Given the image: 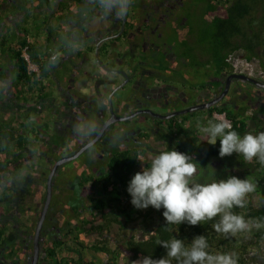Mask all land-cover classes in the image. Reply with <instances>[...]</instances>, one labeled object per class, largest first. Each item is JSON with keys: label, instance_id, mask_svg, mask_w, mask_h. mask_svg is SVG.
<instances>
[{"label": "trees", "instance_id": "obj_1", "mask_svg": "<svg viewBox=\"0 0 264 264\" xmlns=\"http://www.w3.org/2000/svg\"><path fill=\"white\" fill-rule=\"evenodd\" d=\"M7 2L8 0H0V102H4L3 96L11 91L18 102L28 105L30 100L36 102L53 95V88L47 78L59 64V59H51V52H69L65 45L69 35L75 32L69 30L64 36L51 26H46L48 38L45 46H41L36 41L38 35L30 34L23 23L19 25V20L23 19L13 18L12 22L6 20L10 15L1 13V9ZM87 3L88 0H30L19 8L26 12L32 11V7L50 11L53 10L52 4H56V11L50 15L59 20L80 24L81 27L76 31L78 33L84 30V24L88 22L92 12ZM204 10L219 12L218 16L204 21L199 33L194 32L197 50H202L206 58L201 63L206 74L209 69H216L220 74L225 71L233 73L234 68L228 58L236 52H240L246 60L258 59L260 66L264 68V0H205ZM48 18L50 16L47 15L45 20ZM7 22L14 26L9 32L10 24ZM45 24H49L48 21ZM10 37L11 42L8 41ZM25 48L39 72L29 70L28 62L23 56ZM52 48L54 50H50ZM190 56L196 63V53ZM3 59L6 61L3 62ZM9 62L13 68L8 67ZM3 64L12 71L9 78L6 77L8 75ZM4 107H0V254L1 260H13L24 258V252L29 250L22 249L20 237L14 227L20 224V228L26 230L34 228L31 222L34 214L31 213L30 219L27 218L28 223H20L19 216H15L14 222L2 218L21 209L28 197L32 198L35 211L38 207L41 208L46 184L44 182L42 188L36 191V179L28 170L35 169L39 161L29 159L27 153L31 148L39 150L37 143L39 145L44 139H47L45 142L52 141L54 136L52 137L49 118L41 115L46 122L39 125L34 121V110H25L22 114L14 112L7 116V109ZM248 107L244 105L239 111L221 107L214 112H225L232 122V129L241 137L246 133L257 135L264 132V107L247 112ZM214 112L194 116L192 124L187 128L182 124L171 125L170 129L157 137L164 140V151L176 150L190 157V162L197 168V174L193 178L196 182H218L236 176L248 179L255 185L254 191L245 197V207L234 206L232 209L234 214L243 216L250 226L248 230L227 236L216 233L213 225L219 221V215L196 226H190L186 222L167 225L162 214L164 209L156 210L151 206L144 210L134 208L130 203L131 196L127 187L132 177L141 172V160L136 151H119L109 158L105 177L96 176L93 179L89 174L88 179L84 178L88 181L93 179V194L87 204L81 207L78 203L72 212L67 211L63 231L56 233V239L47 240L45 248L50 259L46 264H127V260H130L129 264H133L145 256L153 259L167 258L166 249L157 243L158 240L169 241L175 237L183 240L187 247L199 235H204L207 240L206 251L213 255L235 253L237 264H246L247 255L252 249H264V164L257 158L245 161L242 155L236 153L223 158L219 156V137L216 144L212 145L209 137L199 132L195 126L197 121L205 126L210 120L218 122L213 118ZM9 145L14 149H10ZM150 164L151 162H147L146 167H150ZM40 173L43 176L48 171L41 169ZM254 194L260 198L258 205L252 202ZM56 202L54 197L51 205ZM138 216L142 220L139 228H132L133 233L123 237L110 233L113 225L126 228ZM257 224L260 227H256ZM136 230L138 232L134 233ZM92 233L96 237L89 242L88 236ZM86 250L90 254L85 253ZM96 254H102L103 257L99 258ZM171 264L177 262L172 260Z\"/></svg>", "mask_w": 264, "mask_h": 264}, {"label": "flooded vegetation", "instance_id": "obj_2", "mask_svg": "<svg viewBox=\"0 0 264 264\" xmlns=\"http://www.w3.org/2000/svg\"><path fill=\"white\" fill-rule=\"evenodd\" d=\"M88 5L92 12L84 30L76 35L79 40L72 33L65 45L69 55L62 64L64 73L57 72V65L51 75L58 82L52 86L53 95L27 107L40 115L46 113L51 120L53 140H41V144H36L39 150L31 148L27 153L29 159L41 160L37 167L42 165L41 169L48 171L42 176L46 185L57 160L76 154L91 141L81 154L62 164L55 173L51 202L54 197L57 202H50L43 223L37 264L49 261L47 240L56 239L63 231L67 211L78 203L81 207L87 204L95 187L93 179L107 175V162L113 154L136 151L142 162L157 143L163 145L158 134L179 124L187 128L194 116L221 107L237 111L244 105L251 111L264 107V87L242 78H231L226 94L215 104L205 105L221 96L231 74H220L216 69H209L206 74L201 65L206 58L202 50H197L194 32L203 29L207 18L219 15L218 11L204 10L205 0H131L126 14L120 18L97 11L96 0H90ZM72 26L61 33L65 36L67 31L81 27L74 23ZM193 53L198 56L196 63L190 56ZM92 123H97L102 131L87 137L85 126ZM198 123L202 125L197 121L196 127ZM163 151L164 148L160 152ZM89 174L93 179L84 180ZM44 192L46 195V186ZM44 201L45 198L35 211L33 200L28 197L21 209L7 217L14 222L15 216H19L20 223H28L31 213L37 215L35 221L31 218L34 228L26 230L20 224L14 227L22 249H29L24 252L26 256L1 260L0 254V264L32 261L34 235ZM84 252L88 254L87 250Z\"/></svg>", "mask_w": 264, "mask_h": 264}, {"label": "clouds", "instance_id": "obj_3", "mask_svg": "<svg viewBox=\"0 0 264 264\" xmlns=\"http://www.w3.org/2000/svg\"><path fill=\"white\" fill-rule=\"evenodd\" d=\"M96 3L104 15L120 18L126 14L131 0H96ZM85 127L87 137L102 131L97 123ZM197 127L199 132L209 137L212 145L219 137L221 158L236 153L245 161L257 158L264 164V132L258 135L246 133L241 137L226 119L219 122L210 120L206 126L198 123ZM196 174V165L190 162L188 155L176 150L160 152L152 158L150 167L143 168L130 180L127 187L130 203L138 210L149 206L156 210L163 208L167 225L186 222L196 226L219 215V221L213 225L216 233L227 236L248 230L250 226L243 216L234 214L232 209L234 206L245 207V197L254 191L255 185L236 176L218 182L199 183L193 179ZM157 243L166 249L167 258L145 256L133 264H171L172 260L177 264H237L235 253L213 255L206 251L208 243L204 235L196 236L187 247L183 240L175 237L169 241L158 240Z\"/></svg>", "mask_w": 264, "mask_h": 264}, {"label": "rangeland", "instance_id": "obj_4", "mask_svg": "<svg viewBox=\"0 0 264 264\" xmlns=\"http://www.w3.org/2000/svg\"><path fill=\"white\" fill-rule=\"evenodd\" d=\"M27 1H30V0H18V3L17 4H15V3H8L6 7H2L1 13L6 14V15L7 14L8 15H11L13 13H17L18 11L24 10L23 8L20 9L19 7H21L20 5L25 4ZM32 9H31L32 11H29L28 13L25 14V17H27L28 19L27 18H24L23 20H19V25H21L23 23L25 25L26 29L28 30V32H30L32 34L34 33L35 35H37V34L39 35V34H41L43 32L46 33V34H48V31L46 29V26L48 24L47 25L45 24V22L48 21V23H50V21H51L50 18H48L47 20H45L47 15L50 16V13L48 12V9L47 10H43L45 8H41L42 9L41 10L39 8L37 10V8H35V7H32ZM18 16H19V14H18ZM7 23H9V22H7ZM9 24H10V28H8V32L11 31V30H13V28H14V26H13L12 23H9ZM11 40H12V38L10 37V40H8V41L11 42ZM1 49H2V47H0V50ZM241 55L242 54L240 52L233 53L234 60H239V59L243 58ZM0 57H2L1 52H0ZM252 61L254 62L255 65H257V66L260 65L258 59H253ZM60 62L63 64L64 61H63L62 58L59 59V63ZM2 67L4 69H7V68H5L6 67L5 64H3ZM56 68H58V71L57 72H60L61 75L64 73V71H63L64 66H62L61 64H60V66H58ZM252 77H254V76H252ZM47 82L50 84V87L51 88H52V86H57L58 85V82H57V80H56V78L54 76L48 77L47 78ZM77 86H79V84H77ZM83 86H85V85H83ZM81 90L83 91V88ZM10 95H11L10 93L8 95H6V97L4 98L5 99L4 102H0V107L3 105V106H5L4 108L7 109V111L5 113L7 116L9 114H11V113H14V112L15 113L22 114L25 110L26 111L28 110L27 109L28 105H26L25 103H21V102H20L21 103L20 104L17 100L11 99V96ZM20 101H22V100H20ZM30 103L36 105L35 104V101H33V100H30ZM30 110H32V109L30 108ZM248 112H253V111H251V109H250V110H248ZM0 114H1V112H0ZM32 115L35 118L34 121L36 122V124H39L40 125L42 123V117H40L41 115H39V114L37 115V114H35V112H33ZM42 115L46 117V113H45V115L44 114H42ZM163 147H164L163 145L157 143V145L154 146L153 151H151V152L148 153V158H145V159L142 158V162L139 165V170L142 171L143 168L146 167V163L147 162H151L152 158L155 155L159 154L160 151H161V149H163ZM9 148L10 149H14V147L12 145H9ZM58 154L59 153L56 152L54 156L57 157ZM39 161L41 162V160H39ZM42 164L47 165V163H42ZM41 168H42V165L36 167L35 169L33 168L31 170H28L29 172H32L33 173V176L36 179V182H35V189H36V191L39 190V189H41L42 186L44 185L43 178L40 175L41 174L40 173L41 172ZM259 199H260L259 196L257 194H254L253 197H252L253 204L254 205H258L260 203V200ZM29 201H30V199H29ZM161 209H163V208H161ZM36 217H37V215L34 214L32 216V220L35 221ZM2 219L3 220H6L7 217L6 218H2ZM141 220H142V217L141 216H138L137 220L134 221V222L129 223L126 228H122L118 224H115V225H113L111 227L110 233L112 235H114L116 233L120 237H123L125 235H129V234L133 233L132 228H135V229L139 228V225H140L139 223L141 222ZM137 232L138 231L136 230V232H134V233H137ZM95 235H96L95 233H92V234H90L88 236L89 242H91V241H93L95 239V237H96ZM96 255L99 258H102L103 257L102 254H96ZM129 263H130V260H127V264H129ZM125 264H126V262H125ZM246 264H264V249H260L259 251L256 250V249H252L250 251V253L247 255V262H246Z\"/></svg>", "mask_w": 264, "mask_h": 264}, {"label": "water", "instance_id": "obj_5", "mask_svg": "<svg viewBox=\"0 0 264 264\" xmlns=\"http://www.w3.org/2000/svg\"><path fill=\"white\" fill-rule=\"evenodd\" d=\"M97 54H98V47H97V50H96V55ZM97 57H98V55H97ZM231 78H242V79H244L246 81H249L251 83H254L255 85H257L259 87H264V81L263 80L257 79L255 77L249 76V75L244 74V73H236V72H234V73H231L228 76V80H227V83H226V87H225L223 93L221 94V96L218 99H216L215 101H211V102L205 104L206 106L209 107L210 105L215 104V102H217L218 100H220L226 94V92H227V90L229 88V83H230ZM193 109H195V108H193ZM193 109H189V110H193ZM112 120L113 119L109 120L108 123L112 122ZM90 144L91 143L87 144L85 147H83L82 149H80L76 154H74L72 156H65V157L60 158L59 160H57L55 162V164L51 168V170H50V172L48 174V177H47L46 195H45L44 206H43V209L41 211L40 217H39V219L37 221L35 235H34V257H33L32 261L29 264H37V262H38V256H39V251H40V246H41L40 233L42 231L43 223H44V220L46 218L48 208L50 206V202H51V198H52V193H53V190H52L53 189V181H54L53 178L55 176V173H56L57 169L62 164H64V163H66V162H68V161L76 158Z\"/></svg>", "mask_w": 264, "mask_h": 264}, {"label": "crops", "instance_id": "obj_6", "mask_svg": "<svg viewBox=\"0 0 264 264\" xmlns=\"http://www.w3.org/2000/svg\"><path fill=\"white\" fill-rule=\"evenodd\" d=\"M59 1V0H58ZM89 1L90 0H88V3H89ZM8 3H15V4H17L18 3V0H8V2L6 3V4H3V7H6L7 6V4ZM88 3H87V5H88ZM89 6V5H88ZM52 7H53V10H50L51 12H55L56 11V4L54 5V4H52ZM97 11L99 10V12H102L99 8H95ZM38 10V9H37ZM42 10V9H41ZM43 10H46V9H43ZM49 10H48V12L49 13H51ZM26 13H28V12H26V10L24 9V10H21V11H18L17 13H14L13 15H10V16H8L7 17V21H10V22H12V19L13 18H16V19H24V18H27V17H25V14ZM18 14H19V16H18ZM28 19V18H27ZM50 19H51V21H50V23L47 25V26H51L52 28H53V30H58V31H60V33L62 32V30L63 29H66L67 28V26H70V28H73L74 26H72V23H70V22H67V21H64V20H59L56 16H52V15H50ZM62 25V27H59V26H61ZM74 25H78V24H74ZM64 26H65V28H64ZM74 32H75V37H76V35H77V32L75 31V29H72ZM80 32V31H79ZM31 34V33H30ZM32 35H35L34 33L32 34ZM38 35V34H37ZM47 38H48V34H46V33H41V34H39L38 35V38L36 39V41L39 43V45H41V46H45V43H46V41H47ZM77 38V37H76ZM78 40H79V38H77ZM78 40H76V42L78 41ZM62 42V41H61ZM87 45H88V42H87V44H85V47H87ZM80 48H81V46H80ZM52 50H54L53 48H52ZM56 52V51H55ZM68 55L69 54H67V52H59V56H58V59H63V61H65L66 60V58L68 57ZM3 62L4 61H6V59H3L2 60ZM62 65V63L60 62L58 65ZM8 67L9 68H13L14 66L9 62L8 64ZM5 73H6V75H8V76H6V77H8L9 78V76H11V73H12V71L11 70H9V69H6L5 70ZM11 94L10 96H11V99H15L14 98V96H13V94H12V92L11 91H9L6 95H8V94ZM6 95L5 96H3V97H6ZM5 100V99H4ZM16 100V99H15ZM20 103V102H19ZM21 104V103H20ZM38 115V114H37ZM35 119V118H34Z\"/></svg>", "mask_w": 264, "mask_h": 264}, {"label": "built area", "instance_id": "obj_7", "mask_svg": "<svg viewBox=\"0 0 264 264\" xmlns=\"http://www.w3.org/2000/svg\"><path fill=\"white\" fill-rule=\"evenodd\" d=\"M52 50V49H50ZM58 53L56 52H51V59H56L58 57ZM23 56L28 62V68L31 71L39 72L38 66L34 63L31 62L29 54L26 51V48L23 51ZM228 61H230L233 65L234 72H240V73H245L250 76H254L257 78H261L264 80V68L261 67L260 65H255L254 62L251 60H246L245 58H241L239 60H234L233 53L229 55ZM213 118L216 119L218 122L220 120H227L231 123V120L227 117L225 112H218L216 111L213 114Z\"/></svg>", "mask_w": 264, "mask_h": 264}]
</instances>
